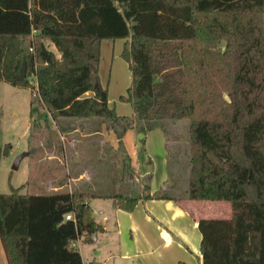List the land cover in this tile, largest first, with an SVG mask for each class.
Listing matches in <instances>:
<instances>
[{
    "label": "trees",
    "instance_id": "trees-1",
    "mask_svg": "<svg viewBox=\"0 0 264 264\" xmlns=\"http://www.w3.org/2000/svg\"><path fill=\"white\" fill-rule=\"evenodd\" d=\"M102 39H124L130 64L131 85L120 98L132 114L121 132L113 125L125 117L98 81ZM58 60L65 71L55 70ZM23 62L26 77L18 81ZM0 81L36 89L31 104L62 132L76 129L70 119L87 127L85 134L109 122L118 143L132 129L144 144L147 131L185 120L178 185L185 184L187 200L231 207L229 217L198 219L202 264H264V0H0ZM8 152L0 148V156ZM131 171L136 181L112 194H30L11 185L0 192L7 264H82L72 242L101 229L91 198H112L125 211L140 200H180L169 170L170 186L152 194L149 179ZM69 213L75 222L65 219Z\"/></svg>",
    "mask_w": 264,
    "mask_h": 264
},
{
    "label": "rangeland",
    "instance_id": "rangeland-1",
    "mask_svg": "<svg viewBox=\"0 0 264 264\" xmlns=\"http://www.w3.org/2000/svg\"><path fill=\"white\" fill-rule=\"evenodd\" d=\"M45 45L54 52L58 59L59 54L53 44L50 41H45ZM223 45L224 43L221 44V48H223ZM122 51L123 42L120 40L117 41L113 52L104 53L100 56L97 72L99 83L107 89L110 105L120 116L125 117V119L122 118L113 125V130L118 132H121L123 124L127 122L132 114L131 104L120 98L122 95H127L132 79L130 64L123 58ZM30 83L36 86L34 77H30ZM35 91L36 89L33 90V88L17 87L0 81V148L3 149L5 146H9V154L0 156L1 193H9L10 185L16 188L22 186L21 192L30 194L35 192L48 194L59 191H79L81 188L79 185L85 182L92 186L86 189L91 192L94 191L99 194L123 192L126 190L125 187L130 188L131 182L135 181L133 180L134 176L130 174L132 173L131 169L137 170L139 164L143 172L148 167L149 159L145 153L149 150L153 154L154 181L158 180V176L163 174L165 169L169 170L172 181L176 182L174 184L176 188L173 189L172 194L182 201L186 200L185 184L183 183L184 186L178 185L180 177L183 179L181 171L185 166L184 159L181 158L183 144L187 141V123L185 120L174 123L167 121L163 128L165 130L158 127V130L161 129L167 133L168 147L172 148L170 151L171 165L168 168L165 167L163 160L165 146L161 142L159 131H155L157 139H150L156 137V134L151 135L149 139L145 138L148 144L146 146L145 143V149L147 150L145 152L142 150L144 149L141 142L142 136L139 139L134 138V131L128 129L123 133L121 142L118 143L119 140L116 138V134L109 128L111 126L109 122L102 125L101 134L100 132L96 133L100 135L83 140L81 135L87 132L88 128L81 127L82 123L80 121L70 119L68 123L72 128L76 127L78 130L60 131L56 122L50 118L37 101H33L31 104V92L35 96ZM32 122H34L33 125ZM112 145L113 149L111 148ZM124 150L131 154L130 157L127 152L124 153ZM22 154H24V157L20 159L18 168L13 170L12 166L15 159ZM82 172L88 173V178L83 177L84 179L74 181L76 179L75 175ZM118 174L121 176L123 174V184H120V191L111 182ZM59 182L61 183L59 184ZM59 187L62 188L55 189ZM84 189L81 188V190ZM110 201L112 202L108 199L106 202L109 203ZM214 204H217L216 208ZM206 205H211L212 211H209L210 208L206 207L202 214L205 218L208 216L215 218L219 214L221 215L219 217H224L222 215H229L231 212L228 201H208ZM98 232L100 234L98 240H90V236L87 237V240L80 239L83 261H89V257L93 256L95 252L99 253L103 241L109 239L105 251L111 250L116 243L112 238L113 236L103 234L101 229Z\"/></svg>",
    "mask_w": 264,
    "mask_h": 264
},
{
    "label": "crops",
    "instance_id": "crops-1",
    "mask_svg": "<svg viewBox=\"0 0 264 264\" xmlns=\"http://www.w3.org/2000/svg\"><path fill=\"white\" fill-rule=\"evenodd\" d=\"M124 39H102L100 42V56L104 53L113 52L117 41ZM58 53V52H57ZM89 94V93H87ZM110 104V100L108 98ZM120 115V114H118ZM156 127L152 130L147 131L144 135V152L147 139L151 135H155V131L161 133V142L165 146V167L168 166V137L165 133ZM78 130V129H76ZM133 131L132 129H129ZM75 131V129H74ZM102 131L100 132V134ZM94 133H83L82 138H86L91 135H100ZM134 138H140L141 134L133 132ZM150 139H157L156 137ZM113 149V145L111 147ZM137 148V147H136ZM149 149V148H148ZM110 151V150H109ZM105 152V149H104ZM127 154L128 151L126 150ZM154 152V151H153ZM138 154V153H137ZM131 154L128 156L130 157ZM149 159L148 167L142 172L141 165L138 164V169H134L139 179H149L150 193L158 191L160 188H168L170 183L168 181V170L165 169L163 174L158 176V180L154 181L153 174L155 172L152 164V152L148 150L145 153ZM151 169V170H148ZM151 171V172H150ZM88 173L82 172L79 175H75L74 181H79L83 177L88 178ZM125 177V175H124ZM135 177V176H134ZM84 179V178H83ZM87 180V179H86ZM133 180L136 181V178ZM156 180V179H155ZM111 182L114 186H117V190H121L120 184H123V174L115 175V178ZM61 182H59L60 184ZM85 188L79 191L86 190L92 187L88 182L80 184L79 187ZM62 187L55 188L61 189ZM128 187H125L126 189ZM94 192V191H93ZM95 193V192H94ZM33 194H39L35 192ZM110 199L109 203L106 201ZM88 205L92 210H96L98 217L96 221L99 223L103 222L101 226V232L103 234H109L113 236L115 244L111 250H107L109 239L103 241L101 251L95 252L94 255L89 257V261H93L96 264H177L179 261H184L187 264H202L201 252H200V241L201 233L198 229V219L205 218L203 212L206 207L208 209L211 205H206L208 201L198 200H179L174 199H146L140 200L131 211H125L120 209L116 205V201L112 198L105 197H94L91 198ZM93 203V204H92ZM215 208L217 204H214ZM209 211H212L210 208ZM231 215V212L226 215L215 218H226ZM206 218H213L208 216ZM96 240L99 239V232L95 233ZM91 236V235H90ZM77 249L80 252L82 261L83 255L81 254L82 242L78 238ZM114 242V241H113ZM88 261V260H87ZM0 264H7L6 256L0 241Z\"/></svg>",
    "mask_w": 264,
    "mask_h": 264
},
{
    "label": "water",
    "instance_id": "water-1",
    "mask_svg": "<svg viewBox=\"0 0 264 264\" xmlns=\"http://www.w3.org/2000/svg\"><path fill=\"white\" fill-rule=\"evenodd\" d=\"M56 71H65L66 68H65V65H64V62L63 61H58L56 63V68H55ZM26 77V69H25V63L23 62L20 69L18 70V72L16 73V79L18 81H22L24 78ZM24 157V154L18 156L15 161H14V164L12 166V169L15 170L18 168V165H19V162H20V159ZM92 213V218L93 219H96L98 217V213L96 212V210H92L91 211ZM100 225L102 226L103 225V222L100 223ZM90 240H96V235L93 234L90 236Z\"/></svg>",
    "mask_w": 264,
    "mask_h": 264
},
{
    "label": "built area",
    "instance_id": "built-area-1",
    "mask_svg": "<svg viewBox=\"0 0 264 264\" xmlns=\"http://www.w3.org/2000/svg\"><path fill=\"white\" fill-rule=\"evenodd\" d=\"M65 219H66V220H73V221L75 222V218H74V215H73L72 213L67 214V215L65 216ZM77 241H78V239H77L76 241H73L71 245H72L73 247H77ZM82 264H96V263L93 262V261H83Z\"/></svg>",
    "mask_w": 264,
    "mask_h": 264
}]
</instances>
